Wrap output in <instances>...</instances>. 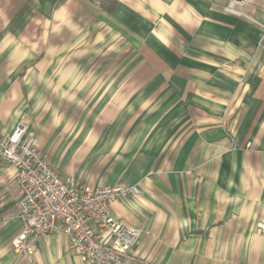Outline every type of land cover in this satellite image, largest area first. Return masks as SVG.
<instances>
[{
  "label": "crops",
  "instance_id": "1",
  "mask_svg": "<svg viewBox=\"0 0 264 264\" xmlns=\"http://www.w3.org/2000/svg\"><path fill=\"white\" fill-rule=\"evenodd\" d=\"M0 0V135L138 231L134 264H264V0ZM15 167L0 162V264H87L64 233L21 259Z\"/></svg>",
  "mask_w": 264,
  "mask_h": 264
},
{
  "label": "built area",
  "instance_id": "2",
  "mask_svg": "<svg viewBox=\"0 0 264 264\" xmlns=\"http://www.w3.org/2000/svg\"><path fill=\"white\" fill-rule=\"evenodd\" d=\"M248 0H231L224 11L242 15L234 7ZM0 162L15 167L21 231L10 247L21 259L33 255L39 238L64 233L68 247L87 264H134L131 248L139 233L114 219L108 204L138 197V185L91 188L62 178L46 162L32 132L20 121L8 136L0 135ZM264 232V225H259Z\"/></svg>",
  "mask_w": 264,
  "mask_h": 264
}]
</instances>
